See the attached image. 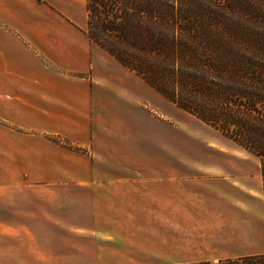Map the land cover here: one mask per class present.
Returning a JSON list of instances; mask_svg holds the SVG:
<instances>
[{
  "label": "crops",
  "instance_id": "1",
  "mask_svg": "<svg viewBox=\"0 0 264 264\" xmlns=\"http://www.w3.org/2000/svg\"><path fill=\"white\" fill-rule=\"evenodd\" d=\"M76 4L0 0V264L256 253L235 247L251 236L245 176L172 149L184 112L95 44Z\"/></svg>",
  "mask_w": 264,
  "mask_h": 264
},
{
  "label": "trees",
  "instance_id": "2",
  "mask_svg": "<svg viewBox=\"0 0 264 264\" xmlns=\"http://www.w3.org/2000/svg\"><path fill=\"white\" fill-rule=\"evenodd\" d=\"M85 9L95 44L257 157L264 179V0H85ZM181 264H264V253Z\"/></svg>",
  "mask_w": 264,
  "mask_h": 264
},
{
  "label": "rangeland",
  "instance_id": "3",
  "mask_svg": "<svg viewBox=\"0 0 264 264\" xmlns=\"http://www.w3.org/2000/svg\"><path fill=\"white\" fill-rule=\"evenodd\" d=\"M39 1L47 2V0ZM54 2L62 6L77 8L76 0H54ZM83 13L86 18L87 14L85 8L83 9ZM182 112H184L187 118V125L185 126L186 128L184 131L185 136L181 135L179 137H174L172 135V149L195 151L198 153L210 152V157L204 156V158L200 159V162L202 163L209 161L230 167L231 163L234 162L233 165L235 167L236 177L240 175L245 176L250 185L251 196V236L249 240H238L235 245L236 251L264 253V179L261 173L259 159L236 146L234 143L223 137L218 131L199 120L196 116L185 110L183 111V109ZM221 151H226L227 153L222 154L220 153ZM235 257L238 256L226 258Z\"/></svg>",
  "mask_w": 264,
  "mask_h": 264
}]
</instances>
